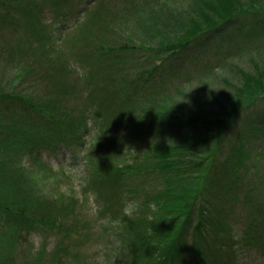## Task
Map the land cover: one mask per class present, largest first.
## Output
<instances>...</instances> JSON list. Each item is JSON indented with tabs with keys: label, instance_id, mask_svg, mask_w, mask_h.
I'll use <instances>...</instances> for the list:
<instances>
[{
	"label": "trees",
	"instance_id": "16d2710c",
	"mask_svg": "<svg viewBox=\"0 0 264 264\" xmlns=\"http://www.w3.org/2000/svg\"><path fill=\"white\" fill-rule=\"evenodd\" d=\"M64 1L69 2L70 7L63 11L61 9L67 7ZM116 1L104 0L95 13L82 22L83 25L90 26L83 29L80 37L98 34L103 25H106L108 33L113 22L107 20L106 15L108 8L116 5ZM126 1L135 4L136 0ZM220 1L222 4L209 2L211 5L208 4L209 9L206 10L210 14L211 10H216L214 8H223L221 13L225 17L221 22L201 29L205 23H211L206 18L207 15L193 19L194 23L189 24V29H185L186 33L178 42L149 49L148 56L153 68L151 71L136 68L129 61L130 57L127 60L120 58L117 48L115 51L103 48L99 53L87 52L85 55L88 59L84 64L93 68L89 73L78 74L65 70L63 63L61 67L57 66L56 70L63 79L74 73L82 75L75 82L82 84L85 93L88 91L89 101L78 121L77 117H71L70 112L65 110L64 113L59 103L52 101L53 99L0 94V249L5 247L7 250L8 247L12 252L0 257V264H43L46 256L43 249L32 260L30 258L33 253L23 249L29 241V229H50L57 232V235L63 231L69 232L63 242L70 235L76 241L77 234L74 232L77 228L80 229L83 222L76 214V201L72 207L68 204L58 208L53 198L37 195L38 190L31 186L29 178L24 177L19 162L31 155L34 157L33 161L36 158V161L39 160L37 164L41 162L45 165L42 158L46 152H55L58 147L72 145L68 136L77 141L91 132L97 135L96 139L102 140L87 150L90 168L96 167L93 173L94 185L89 179L87 190L97 193L98 216H110V225L113 221L122 225L128 219L121 234L112 227H104L109 228L112 237L122 238L118 252H121L124 264H240L241 256L234 247L242 245V239L261 257L264 256V205L262 202L254 203L258 193L256 189L246 193L244 210L247 211L249 220L240 231L235 233L231 227L224 226L215 228L213 235L212 230L207 229L211 223L214 227H220L218 221L222 212L219 210L223 208L220 205L213 206L218 201L217 198L213 201L216 192L212 190V186L219 176L220 168L224 167L228 173V168H232L230 166L233 164L223 162V153H226L227 145L232 147L235 144L237 147L233 146L232 151L236 163V155H242L241 151L248 142L245 132L239 134L238 131L237 137L235 136L237 124L243 122L240 125L245 126L247 134L260 138L257 130L264 126L263 83L260 82V89L253 87L251 90V83H245L243 93L245 97L248 96L234 108L231 105L232 109L221 111L225 117L215 120L199 114H186L182 117L176 109L167 107L170 95L165 94L157 99L161 92L148 90L149 83L156 77L160 79L162 76L159 74L170 69L171 63L180 62L191 51L205 47L211 39L237 27L246 28L250 32L253 27L258 28L259 23L264 28V8L234 11L232 0ZM95 2L96 0H32L29 2L33 8L32 16L25 9V16L15 18L16 15L0 0V35L9 33L16 36L25 31V25L31 20L38 24L37 29L42 28L44 31L40 40L36 32L32 34V37L36 34L35 40L22 37L15 46L1 47L0 53L11 51L15 54L28 48L37 54L36 45H39L42 57L49 55L50 63L55 64L51 56L58 51V47L51 45L50 50H47L44 46L50 40L45 24L52 20V24L63 22L65 25L66 20H78L82 15L91 13ZM90 4H93L92 8ZM28 13L30 18L26 20ZM88 32L91 33L88 35ZM103 34L95 38L101 40L105 37ZM97 44L84 43L74 55L82 56L84 48L89 49ZM161 56L164 57L160 58ZM27 69L23 66L19 71L31 73ZM16 76H21V73ZM34 109L39 113L37 117H33L38 119L37 123L29 121ZM89 109H95L96 113L93 110L89 113ZM47 113L50 119L45 116ZM67 127L74 129H69L71 135L67 132ZM51 129L57 130L56 136H49ZM122 132H128V135L121 134ZM125 156L132 157V162L118 163ZM261 182L264 185V179ZM127 194H131V198ZM130 202H134V214L126 217L125 207L130 206ZM240 204L242 203L235 204L236 208ZM188 235L195 237L189 255L186 252L189 245L183 244ZM61 245L62 242L58 241L55 260L52 258L50 262L71 264L63 255H70L71 246ZM21 249L24 259L30 255L25 263L20 260Z\"/></svg>",
	"mask_w": 264,
	"mask_h": 264
},
{
	"label": "rangeland",
	"instance_id": "374dc122",
	"mask_svg": "<svg viewBox=\"0 0 264 264\" xmlns=\"http://www.w3.org/2000/svg\"><path fill=\"white\" fill-rule=\"evenodd\" d=\"M1 1L6 8L16 15L15 18L25 16V9L28 10L30 16L33 14V8L29 3L32 0ZM103 1L96 0L94 6L90 4L91 8L93 6L91 13L84 16L82 13V17L78 20H66L67 24L65 25L63 22L52 24V20L45 24L48 28L47 33L50 40L44 46L47 50H50L51 45H54L55 48L58 47V51L53 52L51 56L55 64L50 63L49 55L42 57V51L38 49L40 48L39 45H36L37 54L28 48L15 54L11 51L0 53V94L7 93L10 96L23 94L30 99L37 97L53 99L52 101L59 103L64 113L65 110L70 112L71 117H77L78 121L82 117L81 112L83 114V111H86L85 106L89 101L88 91L85 89V93L82 90V84H76L75 82L76 79L82 76H78V74L89 73L93 69L84 64V61L88 59L85 55L87 52L99 53V50L103 48H112L115 51L117 48L120 58L127 60V57H130L129 61L134 63L136 68L151 71L153 68L151 58L148 56L149 49L169 45L170 42H178L183 38L186 30L189 29V24L194 23L193 19H200V17L203 18L207 15L206 18L211 23H205L200 27L206 29L215 23L221 22L225 17L221 13L223 11L221 7L208 11L210 14L206 10L209 9L208 4L211 5L209 2L214 1L222 4L220 0H136L135 4L126 0H117L116 5L108 8V15H106L108 16L106 19L113 22L111 24L113 26L109 27V32L107 33L106 25H103L98 34L89 35L91 32H88L90 37H80L83 29L90 26V24L83 25L82 22L93 15ZM64 2H66L67 7L62 8L63 11L70 7L69 2ZM231 3L234 11H241L242 9L252 11L264 8V0H232ZM29 13L27 16H29ZM30 16L25 19L29 20ZM68 25L69 27H64ZM257 25L259 27H253L250 32L246 28H243V30L237 27L235 30L211 39V42L205 47L191 51L188 57L180 62L171 63L170 69L159 74L162 76L160 79L156 77L149 83L148 90L150 89L155 93L161 92L162 94L160 93L157 99L165 94L170 95L171 99L167 107H173L182 117L186 114L208 116L212 120L225 117L222 112L234 108L236 104L238 105L248 96L245 97L243 93L246 87L244 86L245 83H251L250 90L253 87L260 89V82L264 85V28L259 23ZM36 26L38 27V24L31 20L25 25V31L16 36H11L9 33L0 35V48L15 46L17 42L21 41L22 37L35 40L36 34L33 37L32 34L36 32H38L37 36L40 40L44 35V31L42 28L37 29ZM89 30L91 31V28ZM102 33L105 37L101 40L95 38ZM94 42L98 44L90 46L89 49L84 48L81 51L82 56L76 57L74 55V52L77 49L79 51L84 43L93 44ZM123 45L129 48L125 49ZM90 57L96 59L94 56ZM95 59L90 60L95 61ZM126 62L124 61V63ZM61 64L65 70L75 71L78 74L74 73V75L63 79V76L56 70L57 66ZM23 66L28 68L27 70H30L31 73L26 74L19 71ZM19 73H21V76H16ZM92 110L96 113L95 109ZM92 110L87 111L92 113ZM30 114L29 121L37 123L38 119L33 117H37L38 110L34 109ZM45 116L50 119L49 113ZM68 120L70 121V119ZM241 123L237 124L238 126L236 125L237 129L234 134L237 137L238 131L239 134L245 132V135L248 136L246 147L241 151L242 155H236L237 162L235 163V160H233L235 154L232 150L237 146L235 144H233L234 147L227 145L226 153H223L222 158L223 162L233 163L230 166L232 168H228V173L224 167L220 168L219 176H217L212 186V190L216 192L213 201L216 198L218 201L213 206L218 207L220 205L223 208V210H219L222 212L218 221L220 227H214L213 223L207 227L208 230H212L213 235L215 234V228L220 229L227 226L237 233L244 224L246 226L247 220H249L248 213L244 210L247 192L253 189L258 190L254 203L262 202L264 205V185L261 182L264 179V126L262 129L257 130V135L260 138L256 139L254 135H249L244 131L245 126L240 125ZM69 129L72 128L67 127V132L71 135ZM56 132V129H51L48 134L49 136H56ZM83 134L84 132L81 136ZM93 134L91 132L77 141L68 136L69 140H66L72 145L58 147L55 152H46L42 158L45 165L41 162L37 164L39 160L36 161V158L33 161L34 157L31 155L25 156V159L19 162L24 177L29 178L31 186L36 191L38 190L37 195L53 198L58 208L68 204L72 207V204L76 201V214L83 221L80 229L77 228L78 232H74L77 234L76 241L72 240L70 235V240L67 239L63 242L65 235L69 232L63 231V233L57 235V232L50 229L42 230L40 227L29 229L27 236L29 241L28 244L23 246V249L32 252L33 257L30 258V255L28 256L25 253L27 258L24 259L23 250L21 249L23 253L15 250V252L20 253L22 263L27 262L29 258L32 260L43 249L46 255L45 261H42L43 264H58L54 261L50 262V259L55 260L58 252L55 248L59 241V243L62 242L61 247L64 244L71 246L69 256L62 253L71 264H124V258L122 259L121 252H118L122 238L112 237V233L108 231L109 228L104 227H112L121 234L123 225L128 222V219L122 225H119V222L117 225L115 221L110 225V216H98L97 193L94 190H87V185H90V183L94 185L95 177H93V173L96 170V167L90 168V159L87 160V150L98 144L99 140H102L101 138L96 139L97 135L92 136ZM121 134L128 135V132H122ZM132 144L129 145L130 148ZM137 156L140 157L138 154ZM131 162L132 157L130 156L118 160L120 164H130ZM222 171L223 173H221ZM89 179L90 183L87 184ZM127 195L128 198H131V194ZM237 203H242L244 206L242 207V204H240V207L236 208L235 204ZM129 205L125 207L126 217L134 214V202H130ZM227 235L228 233H226ZM185 238L186 241H183V244L187 243L189 245L186 251L189 255L195 237L188 235ZM214 243L218 244L216 241ZM240 243L242 245L234 247V250L241 256L240 264H264V256L261 257L252 250L245 240L242 239ZM8 252H11L8 247L7 250L5 247L1 248L0 257L8 254Z\"/></svg>",
	"mask_w": 264,
	"mask_h": 264
}]
</instances>
